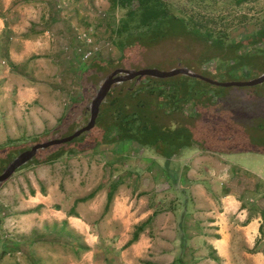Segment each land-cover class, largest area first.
<instances>
[{
    "label": "rangeland",
    "instance_id": "374dc122",
    "mask_svg": "<svg viewBox=\"0 0 264 264\" xmlns=\"http://www.w3.org/2000/svg\"><path fill=\"white\" fill-rule=\"evenodd\" d=\"M163 1L175 16L166 35H176L178 41L157 43L151 48H141L134 52L130 51L133 47H129V44L132 45V39L139 34L131 32V29L139 24L140 14L130 17L128 10L122 9L117 0H0V12L10 9L7 8L9 6L18 7V10L28 7L27 15L37 17L39 11L50 8V12L47 10L50 13L49 20L53 15L55 21L58 20L52 25L55 27L53 32L59 35L61 43L64 41L66 56L69 58L67 61L71 60L74 66L69 71L74 72L69 74V83L53 84L40 92L42 98L49 94L50 100L55 99V90L61 88L59 92L63 97L58 99L66 103L67 108L62 119L67 115L69 117L73 103H79L78 95L87 97L83 108L85 115L77 122L74 121L76 116L70 115L69 121L76 122L74 129L56 131L61 127L60 119L55 129L37 134L28 129V122L34 121L35 115L38 117L37 110L32 107L18 109L15 92L8 97L0 92V148L12 147L16 143H19V148H22L23 143L31 148L34 144L30 141L61 139L84 127L90 119L91 102L111 73L102 74L97 81L93 80L88 87H83L81 81L84 69L96 59L116 64L119 62L121 65L118 67L123 66L129 71L147 69L159 62L165 67H153L171 72L172 69L180 68L182 71L176 74L179 78L173 82L179 85L183 93L186 90L183 80L188 78L189 82L194 83V78L198 77L196 74L203 69L207 73L204 77L210 80L216 77L218 85L217 92L208 91L205 95L206 99L213 102L211 107L207 106L206 114L212 113L215 103L220 104V108L227 107V101L219 94L220 81L227 77L240 82L254 81L255 71L250 66L232 70L228 64H220L221 60H227L220 55L227 49L234 50L233 46H229L231 43L237 44L243 40L244 55L264 56V41L258 45L249 44L251 40L259 39L260 31L264 29V0ZM135 4L138 5V2L134 1ZM12 9L17 19L20 12ZM6 14H2L3 18H8ZM23 15L26 16L21 13ZM28 16L24 19V27L30 33L52 30L48 23L31 25L32 19H28ZM8 31L0 32V79L8 75L7 68L10 67L9 60L5 61L2 54V46H7L3 42L11 36ZM216 39L223 40L224 44L216 43ZM121 40L128 43H125V50L118 45ZM55 45V51H58V44ZM33 57L38 58L39 55ZM188 65H194V68ZM260 72L263 73L259 75H264V71ZM9 79L14 82L12 76ZM192 93L196 100L190 95L191 99L181 102L185 113L190 116L196 114L195 106L199 107V95L194 91ZM257 95L264 97V81L244 87L234 85L228 97L231 99V109L220 110L202 119L203 125L215 126L211 128L212 131H221L225 137L229 131L239 132L249 127L245 131L248 139L242 141L230 138L231 146L226 148L217 144V152L197 146L178 151L180 154L169 161L168 168L178 177L176 184L164 171L167 159L157 151L134 142L100 145L84 152L67 153L52 162L37 164L31 159L29 162L32 163L20 165L0 184V264H179L180 255H183L186 264H211L214 255L207 252V249L195 251L198 244L193 241L189 244L187 235L183 250V234L179 235V225L187 214L189 227H197L196 221L203 215L201 203L196 204V196L189 198L184 196V192L195 187L194 176L200 181L208 180L211 178L205 176L206 173L215 172L213 176L217 177V164L219 170L222 169L217 161V153L225 154V149L238 153L240 147L247 149L254 146L248 134L252 132L256 135L252 131L253 123L255 119L264 117V99ZM254 99L260 100L251 104ZM50 100L44 98L46 106L41 101L38 107L47 110ZM245 104L251 107L243 110ZM198 109L200 111L201 106ZM31 123L34 125V122ZM260 139L257 137L255 141ZM241 141L244 146L240 145ZM8 149L11 153L16 150ZM260 149L264 150V146ZM204 155L211 160L212 166H216V169L211 167V172L205 169V175L200 163L202 158L205 159ZM232 157L235 163L237 160L242 162L238 161L240 166L234 164L228 173H224L228 174L230 182L234 181L239 187L237 194L241 196L243 205L247 201L255 208L263 206L261 209H264V155L243 151ZM222 162L226 163L225 160ZM260 188L263 193L260 199L250 201L246 192L259 191ZM109 193L112 195L111 200H108ZM251 205L247 207L249 211ZM155 211L159 213L157 216L153 214ZM70 213L78 216H69ZM254 214L251 212L248 217ZM152 215L156 216L153 222ZM147 220L149 224H146L139 239L127 245L139 225ZM194 237L196 234L190 239ZM263 238L257 240L254 249L247 251L250 255L261 248L260 241ZM250 255L240 252L238 264H260L255 259L250 261Z\"/></svg>",
    "mask_w": 264,
    "mask_h": 264
},
{
    "label": "trees",
    "instance_id": "16d2710c",
    "mask_svg": "<svg viewBox=\"0 0 264 264\" xmlns=\"http://www.w3.org/2000/svg\"><path fill=\"white\" fill-rule=\"evenodd\" d=\"M134 1H137L138 5H133ZM117 3L122 9L128 10L130 17H136L138 13L140 14L139 24L131 29V32H137L139 36H136L134 37L135 39H132V45L129 44V47L132 46L133 49H130V51L134 50L135 52L141 48H151L157 43L161 44L162 42L164 43L166 41H178L179 37L176 35V37L174 35H166L167 31L172 25V19L175 18V16L170 13L166 3L163 0H117ZM134 32L133 35L135 34ZM262 34H264V29L260 31L259 36L261 37L257 40H251L249 44L258 45L264 41V35ZM215 42L221 45L224 44V41L220 39H216ZM125 43H127L125 40H121L118 45H120L119 47L121 49L125 50ZM235 44L236 43H231L229 45L231 47L233 46L234 50L229 51L227 49L225 52L223 51L220 56L227 60H221L220 64H228L229 68L232 70L236 68H244V66H250L254 69L253 71H255V79L259 78L258 76H261L259 74L263 73L260 71H264V56L244 55L242 52L243 46H245L243 40L239 41L236 45ZM213 50L217 52V50ZM130 51L128 50V52ZM119 65H121L119 62L116 64L96 59L91 61L90 65L84 69L81 84L83 87L85 85V88L86 86L88 87L93 82V80L97 81L102 74L110 71L111 73L109 77L113 76V78H122L120 80L114 81V85H112L108 90L107 95L99 106L94 126L78 137H74L69 142L39 148L38 151L27 162H29L31 159H34L37 164L47 163L49 161L52 162L64 157L67 153L84 152L90 149H95L100 145L134 142L135 144L137 143L138 145H142L143 147L150 150H155L164 158H166L167 164L164 171L168 178L174 184H176L178 182V177L171 173L168 168L169 161L173 157L180 154L178 151H181L187 147L197 146L203 150L205 149L217 152V144H221L226 148L228 145L231 146L229 142L230 138H232V140L234 138L238 140L242 139V141H246L248 139L245 131L249 130V127L244 131H229L227 133L230 137H225L226 135L221 131H217V128V132L212 131L211 128L214 129L215 126L212 125L210 127V125H203L202 123V119L205 116L207 118L211 115H214L212 113H216L220 110L226 111L231 109V105H229L231 103V99L228 97H230V91L234 85H227L226 83L235 81L240 82L239 80L235 79L234 81L233 79L227 77L222 82L220 81V86L218 87L220 88L219 94L222 95L220 97L227 101L225 104L227 107L220 108L221 105L215 103V105L212 107V113L207 115V106H210L213 104V102H211V99H206L205 95L208 91H216L218 85L216 77L211 80L204 77L207 76V73L204 72L203 69L200 70L198 68L200 73L196 74L198 77L194 78V83L197 84L193 87L191 86L194 83L189 82L188 78L183 80V86L186 89L183 93L179 85H177L176 82H173V80L179 78L177 75L166 78L152 75L137 76L130 80L126 78L129 70L125 69L123 66H121L123 68L118 67ZM154 65H161L165 67V65L160 62ZM154 65L149 67L152 69H157L153 67ZM189 67L194 68V65ZM158 70L164 71L163 69ZM201 77L205 78L206 80H203ZM240 86L244 87L246 85ZM193 91L199 95L197 102L199 107L201 106V110L199 111V107L197 106V108L195 106L194 113L196 114L190 116L185 113L184 106L181 104V102H187V99H191V97L192 99L196 100V96L192 93ZM191 93L194 95V97ZM214 97L216 96H213L212 98ZM257 97H262L264 99L263 96L257 95ZM86 98L81 95L79 103H73L71 110L69 111V117L67 115L60 120L61 127L56 131H59L60 129L71 130L76 127V120L85 115L83 108ZM93 100L91 102L90 112L92 109ZM256 100L260 99H254L251 104H255ZM239 101L240 100H238V102ZM236 107H238V105H236ZM247 107L251 106L245 104L242 108H245L243 110H246L248 109ZM70 115L76 116L74 118V121H76L75 123L73 121H69ZM253 124L254 127L252 131L256 132V135L251 132V134H248V136L249 140L253 141L254 146L247 149L240 147L239 152L247 151L264 155V150L260 149L264 146V117H260L257 120L255 119ZM73 132H71L69 135H72ZM69 135H66V137ZM257 137H260L261 139L259 141H255ZM242 141L240 145H243ZM30 142H32L34 145L38 143H44V141L41 142V140H33ZM26 145V143H23L21 145L22 148H19V143H16V145L8 147L17 150V152L15 150L12 153L7 147L0 148V175H2L6 167L14 159L20 157L25 152L30 151L34 146L33 145L31 148H28ZM225 152H228L227 149H225ZM1 170H3V172H1ZM2 183L3 182L0 184ZM111 198L112 195L109 193L108 200H111ZM69 215H74L76 217L78 216L77 214L72 213ZM147 222L148 220L145 223L139 225L137 230L134 232L132 239L127 243V245H131L139 239V235L144 231ZM185 238L186 236L183 235L181 243L183 250L186 246ZM178 263L186 264L183 255L179 256Z\"/></svg>",
    "mask_w": 264,
    "mask_h": 264
},
{
    "label": "crops",
    "instance_id": "0c3cea01",
    "mask_svg": "<svg viewBox=\"0 0 264 264\" xmlns=\"http://www.w3.org/2000/svg\"><path fill=\"white\" fill-rule=\"evenodd\" d=\"M7 8L10 9H5L6 11L3 9L0 12V32L10 30L7 33L11 36L8 37L7 41L3 42L7 46H2V54L5 56V61L9 60L10 67L7 68L8 75L0 79V92L7 97L12 92H15L16 108L18 109L32 107L37 110L38 117L35 115L34 121H31L34 122V125L28 122V129L31 133L38 134L49 129H55L61 117L67 113V108H65L66 103L64 104L61 99H58L59 97H63L62 93L59 92L62 91L61 88L56 89L55 86V99L53 100L48 98L50 97L49 94L44 96V98L50 100L48 102L49 106H47L48 111L38 107V103L42 101L46 106V102L40 95V92L47 90L53 84L69 83V74L70 72L71 74L74 72L69 71L70 69L73 70L74 66L71 60L67 61L69 58L66 56L67 52H65L64 41L61 43L59 35H55L53 32L55 31L53 30L55 27L52 25H55V22L58 20L55 21V15L49 20L50 13L47 10L50 12V8L45 11L44 9L39 11L37 17H29L27 15L28 7L20 8L19 10L18 7L9 6ZM12 8L20 12L17 19L15 18V11ZM38 10H41V8H38ZM1 13L3 15L6 14L8 18H3L4 16ZM21 13L26 14L28 19H32L31 25L37 26L38 23H48L51 24L52 30L47 29L43 33L37 34L30 33V30H26L24 27V19L27 17L25 15L22 17ZM9 17L13 18V20ZM6 25L7 27H5ZM27 33H30V35L26 36ZM56 43L58 44V51H55ZM35 55H39V57H33ZM11 76L14 81L13 83L9 79ZM16 82L17 85H15ZM78 96L80 97L81 95ZM8 100L11 102V99ZM40 118L45 120L43 121ZM238 153H217V161H219V165L222 167L219 170L217 164V177L213 176L215 172L208 173L209 175L206 173L205 175V169L211 172V167L216 169V166H212L211 160L204 155L205 159L202 158L200 163L203 166L204 175L211 179H202L200 181L198 177L194 176L195 187L191 188L192 194L190 190L184 192V196L189 198H192V195L196 196V204L201 203L203 215L197 219V227H189V220L186 214L181 225H179V231L181 230L179 235H187L189 244L192 241L194 244H198L197 248L194 249L195 251H201L202 249L209 250L207 252L214 255L211 264H238L239 253L244 251L247 256L250 255L247 251L254 249L257 245V240L264 236V209H261L263 206L255 208L247 201H245L246 205H243L241 196L237 194L239 187H237L234 181L230 182L228 174L224 173H228L232 165H239L238 161L242 162L240 160H237V163L233 161L232 156ZM222 160H225L226 163L222 162ZM254 174L262 176L260 173ZM182 183L187 184L185 181ZM246 194H248L250 201H254L255 199L259 200L263 193L260 188L259 191H249ZM250 205L252 209L249 211L247 207ZM186 210L188 209L186 208ZM251 212H255L256 214L250 218L248 214ZM153 214L157 216L159 213L155 211ZM156 216L152 215L151 222L155 221ZM193 234H196V237L191 240L190 237ZM260 247L251 253L249 258L250 261L255 259L258 263L264 264V238L263 241H260ZM166 263H170V261Z\"/></svg>",
    "mask_w": 264,
    "mask_h": 264
},
{
    "label": "water",
    "instance_id": "95a60500",
    "mask_svg": "<svg viewBox=\"0 0 264 264\" xmlns=\"http://www.w3.org/2000/svg\"><path fill=\"white\" fill-rule=\"evenodd\" d=\"M181 71H182L181 69L172 70V72H171V71H161V70H158V69L147 68V69H141V70H137V71H128L126 78L127 79H132V78L137 77V76H147V75H152V76H158V77L166 78V77L174 76V75L178 74ZM120 79H122V78H120V77L113 78V76H110L105 81V83L102 86L101 90H99L98 95L93 100L92 109H91V113L92 114H91V117H90V121L88 122V124L86 126L78 129L72 135H69L67 137H63L61 139L50 140L48 142L38 143V144L34 145L30 151H27L24 154H22L20 157L14 159L6 167V169L4 170L2 175H0V183L5 181L6 179H8L20 165L25 164L38 151L39 148L48 147V146H52V145L60 144V143L69 142L74 137H78L79 135H81L85 131L90 130L95 124L96 117H97L98 110H99V106H100L101 102L103 101V99L105 98V96L107 95L108 90L114 84V81L120 80ZM261 81H264V75H262L261 77L257 78L256 80L254 79V81H249V82H236L235 81V82H230V83H226V84L227 85H246L247 86V85L255 84V83H258V82H261Z\"/></svg>",
    "mask_w": 264,
    "mask_h": 264
}]
</instances>
